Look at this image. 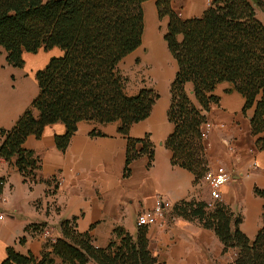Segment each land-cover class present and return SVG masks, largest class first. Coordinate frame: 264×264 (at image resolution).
<instances>
[{"label":"trees","instance_id":"trees-1","mask_svg":"<svg viewBox=\"0 0 264 264\" xmlns=\"http://www.w3.org/2000/svg\"><path fill=\"white\" fill-rule=\"evenodd\" d=\"M146 1L0 0V51L8 65L20 68L24 53L40 49L62 52L36 72L38 95L30 108L11 130H0V158L14 159L20 174L34 182L39 161L22 148L25 139L39 138L44 127L59 122L65 133L55 136L54 143L64 152L77 124L90 121L118 122L117 132L126 139L124 177L140 156L152 160L147 136L132 139L128 132L149 116L159 94L141 88L127 96L118 71L120 62L142 44ZM154 4L157 19L167 18L163 41L177 67L167 110L173 131L164 146L171 152V165L190 172L196 186L207 170L201 128L211 107L218 105L216 85L229 83L242 96L243 115L253 108L252 136L264 132V25L256 16L257 11L264 14V0H211L199 17L190 19L173 10L172 0ZM263 147L264 138L257 139L256 148ZM254 194L264 199V190L254 188ZM172 214L213 230L222 253L236 251L229 264H264V205L263 226L253 240L239 230V217H232L221 202L208 210L204 202L182 201ZM59 230L60 237L47 240L39 257L22 256L9 247L1 264H162L148 249L146 227H138L134 236L115 228L105 248L95 247L88 233L78 232L75 219L60 222Z\"/></svg>","mask_w":264,"mask_h":264},{"label":"crops","instance_id":"crops-1","mask_svg":"<svg viewBox=\"0 0 264 264\" xmlns=\"http://www.w3.org/2000/svg\"><path fill=\"white\" fill-rule=\"evenodd\" d=\"M209 1L182 0L184 16L173 10L182 19L199 17ZM147 5L152 7L153 16L154 0L144 2L142 11ZM256 16L264 25V14L257 11ZM162 21L163 36L167 18ZM143 45L142 36L139 48ZM53 49L61 52L58 48L50 50ZM39 51L24 53L20 68L8 65L5 53H0V130H11L38 95L35 74L52 58ZM176 70L177 67L172 74L162 76L166 86L162 96L146 76L147 87L158 93L159 99L149 116L133 124L128 134L132 139L147 136L153 157L151 161L147 155L134 160L128 167V176H123L126 139L117 132L118 122H79L64 152L54 143L55 136L65 133L62 123L47 125L39 138L28 136L22 148L31 151L39 161L35 181L31 183L23 181L14 159L7 162L0 158V178L5 180L0 189V264L9 247L22 256L39 257L48 239L40 230L46 228L49 237L59 238V224L65 220L75 219L78 232L88 233L95 247L105 248L115 228L134 236L138 230L137 216L151 209L157 196L173 205L190 200L210 202L209 193L202 192L206 185L194 186L190 172L172 166L171 152L164 146L173 131L167 110L169 87ZM213 94L219 102L207 115L210 129L203 139L207 168L221 166L236 176L220 188V202L232 217L239 215V230L253 240L263 226L264 199L254 194V188L264 190V147L256 148V140L264 138V132L251 135L253 108L245 115L241 113L244 99L231 84L216 85ZM33 116L37 117L36 111ZM162 223L146 228L148 249L159 263L229 264L236 256L234 249L222 253L213 230L203 228L196 220L174 217Z\"/></svg>","mask_w":264,"mask_h":264},{"label":"rangeland","instance_id":"rangeland-1","mask_svg":"<svg viewBox=\"0 0 264 264\" xmlns=\"http://www.w3.org/2000/svg\"><path fill=\"white\" fill-rule=\"evenodd\" d=\"M148 2H150V0H148L147 3ZM209 3L210 1L208 3L205 2L204 11L208 8ZM144 8V47L141 49L139 48L137 51L125 57L118 65V71L119 74L125 79L124 93L127 96L135 95L141 88L152 89L146 85L148 78L152 85H154V87L160 91V95L162 96V91L166 88L162 76L165 74H172L176 69V65L174 59H172V57L169 55L166 44L163 41V36L161 35L165 29L163 21H159L157 19L156 13H154L152 16L153 10L150 5H147ZM172 8L180 16H184L182 0H172ZM0 53L2 54L4 52L0 51ZM42 53L47 55L49 58L57 56L59 57L62 54V52L59 53L55 49L48 51L40 50L39 54ZM155 53H157V56H153ZM146 76L148 78H146ZM187 90H189V85L187 86ZM189 94L191 96V93ZM202 184L204 183L201 181L199 185L201 186ZM206 188L202 190L204 195L209 193L208 189ZM218 202L220 201H217V203ZM215 203L216 202H214L213 205ZM238 216L239 215L237 214L235 217Z\"/></svg>","mask_w":264,"mask_h":264},{"label":"built area","instance_id":"built-area-1","mask_svg":"<svg viewBox=\"0 0 264 264\" xmlns=\"http://www.w3.org/2000/svg\"><path fill=\"white\" fill-rule=\"evenodd\" d=\"M201 135L204 139L207 135L208 130L210 129V125L205 123L202 125ZM27 183H31V176L22 175ZM231 180V174L226 171L225 168L218 166L214 169L207 168L205 173L202 176L201 181L206 185L210 202L206 203V208L208 210L213 208V203L220 201V188ZM5 180L0 178V188L3 186ZM174 205L166 200L162 196H157L154 199V203L151 209L143 210L136 218V225L138 227H149L162 223L164 219H173L174 216L172 214ZM2 215H0V219ZM163 224V223H162ZM45 236H48L49 241H54V238L49 237L48 230L46 228H42L40 230Z\"/></svg>","mask_w":264,"mask_h":264},{"label":"water","instance_id":"water-1","mask_svg":"<svg viewBox=\"0 0 264 264\" xmlns=\"http://www.w3.org/2000/svg\"><path fill=\"white\" fill-rule=\"evenodd\" d=\"M235 178H236V176H234V175L231 176V179H235Z\"/></svg>","mask_w":264,"mask_h":264}]
</instances>
